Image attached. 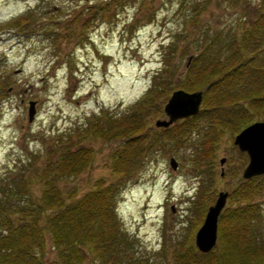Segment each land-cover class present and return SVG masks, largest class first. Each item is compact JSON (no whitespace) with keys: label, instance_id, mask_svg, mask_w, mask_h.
<instances>
[{"label":"rangeland","instance_id":"rangeland-1","mask_svg":"<svg viewBox=\"0 0 264 264\" xmlns=\"http://www.w3.org/2000/svg\"><path fill=\"white\" fill-rule=\"evenodd\" d=\"M261 1L238 0L232 5L223 0H0V182L22 174L30 179V196L37 198L39 168L50 148L59 144L91 150L83 170L55 180L62 193L73 191L77 196L98 180L116 179L110 154L119 141L82 137L87 121L102 111H127L158 75L172 86L206 49L217 50L219 59H225L228 42L256 17ZM104 3L107 14L102 9L97 13ZM19 16H27V30L37 27L35 35L3 26ZM42 29L56 36L54 43L41 39ZM28 100L35 101L30 122ZM164 117L163 112L152 116L149 126L157 129L154 120ZM216 135L209 177V164L200 159L196 166L186 141L179 148L161 145L122 175L117 216L141 252L158 262L175 264L172 251L189 233L193 244L202 221L197 220L196 204L202 190L205 202L212 204L218 191L229 192L243 179L247 155L232 143L229 129ZM197 139L192 132L191 140ZM170 156L175 168L168 164ZM221 157L225 160L219 164ZM254 200L264 213V194ZM228 205L226 197L224 207ZM45 240L44 257L52 260L55 252L48 234ZM82 264L99 263L87 255Z\"/></svg>","mask_w":264,"mask_h":264},{"label":"trees","instance_id":"trees-1","mask_svg":"<svg viewBox=\"0 0 264 264\" xmlns=\"http://www.w3.org/2000/svg\"><path fill=\"white\" fill-rule=\"evenodd\" d=\"M223 1L234 5L238 0ZM107 8L104 3L96 12L102 9L106 15ZM26 18L16 17L3 26H14L23 33L29 28L24 25ZM30 28L33 31L27 30L28 34L38 31L37 27ZM38 35L44 40L50 38L52 43L56 38L45 29ZM248 44L249 55H245ZM227 46L230 53L225 59H219L217 50L206 49L195 55L183 78L173 81L172 86L167 77L158 75L127 111H102L87 121L82 137L119 141L110 154L116 179L107 183L98 180L94 187L77 196L73 191L62 193L55 180L76 175L91 160L89 147L63 144L51 147L50 156L39 168L36 178L41 187L37 198L30 196V179L22 174L3 179L0 264H82L87 255L99 264H165L141 252L134 235L122 226L116 212L120 181L123 174L131 173L161 145L179 148L185 141L191 147L193 162L204 159L209 164V177L216 134L225 129L235 134L252 121L264 118V0L256 17ZM228 58L233 61L228 62ZM178 88L203 89L202 108L166 128H151L150 118L161 114L163 100ZM192 132L196 133L197 142L191 140ZM201 193L196 200L198 222L210 205L204 200L203 190ZM263 194L264 174L239 179L228 192L229 205L218 215L216 245L208 252H200L191 243L189 233L174 247V263L264 264V213L261 203L254 200ZM45 234L55 252L52 260L44 257Z\"/></svg>","mask_w":264,"mask_h":264},{"label":"water","instance_id":"water-1","mask_svg":"<svg viewBox=\"0 0 264 264\" xmlns=\"http://www.w3.org/2000/svg\"><path fill=\"white\" fill-rule=\"evenodd\" d=\"M190 57H188V60ZM186 61V64L188 62ZM202 91L186 92L182 89L173 90L163 104L164 118L154 120V126L166 128L174 121L195 114L200 106ZM35 101L27 102V121L30 122L35 112ZM232 143L239 151L247 155V162L242 169L241 177L248 179L252 176L264 174V119L256 120L237 132ZM225 158L218 159L219 164ZM168 164L175 168L174 157L168 158ZM222 174V169L220 175ZM227 191H218L212 204L206 207L201 224L193 236V243L200 252H208L213 248L217 239V218L224 207Z\"/></svg>","mask_w":264,"mask_h":264}]
</instances>
